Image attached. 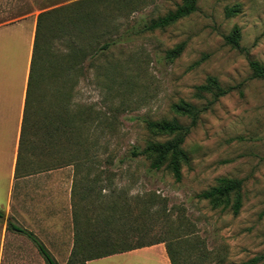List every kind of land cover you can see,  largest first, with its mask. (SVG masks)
Returning <instances> with one entry per match:
<instances>
[{
  "label": "rangeland",
  "instance_id": "rangeland-1",
  "mask_svg": "<svg viewBox=\"0 0 264 264\" xmlns=\"http://www.w3.org/2000/svg\"><path fill=\"white\" fill-rule=\"evenodd\" d=\"M76 1L24 0L23 8L40 13ZM122 1L117 0L124 4L110 20L119 32L137 34L93 64L85 61L84 70L82 59L71 90L73 110L83 109V137L94 144L88 156L83 151L78 175L70 168L73 183L83 176V227L93 223L87 218L114 212L109 208L114 201L115 211L119 208L123 216L120 233L136 235L122 238L126 246L159 238L176 264H264V80L253 77L249 67L250 60L264 66V0H196L195 13L139 34L151 20L175 11L182 0ZM234 8L238 12L228 16L227 10ZM234 28L240 34L238 48L225 41ZM178 47L180 54L170 58L169 52ZM107 61L117 67L110 75ZM209 79L231 89L213 104L211 92L198 91ZM62 86L58 83L55 90ZM180 102L205 110L181 145L187 161L181 163V180L176 182L165 166L154 171L150 159H129L134 147L171 139L148 131L145 120L190 124L188 117L171 109ZM22 154L21 160L38 165L30 150ZM110 155L111 165L105 163ZM94 177L100 182L85 194ZM220 178L241 181L237 215L232 202L214 208L197 198ZM15 191L14 183L9 197L7 188L0 191V264H45L27 237L6 229L7 221L17 224ZM51 254L59 264L68 257Z\"/></svg>",
  "mask_w": 264,
  "mask_h": 264
},
{
  "label": "trees",
  "instance_id": "trees-1",
  "mask_svg": "<svg viewBox=\"0 0 264 264\" xmlns=\"http://www.w3.org/2000/svg\"><path fill=\"white\" fill-rule=\"evenodd\" d=\"M123 4L119 5L117 0H79L42 11L37 15L19 143L20 160L23 151L30 150L38 160L48 158V164L46 161L42 162H45L43 165H48L50 169L72 166L74 172L77 171V175L78 171H81L79 168L83 166V151L88 156L87 151L93 150L94 144L83 137V109L73 110L76 105L71 102V90L81 70L82 59L84 70L85 61L91 60L93 64L92 62L99 58L110 55L123 43L130 42L131 34H137V32L129 33L128 30L119 32L117 25L110 20L117 13L115 9ZM126 5L128 4L122 8ZM196 11V0H182L175 11L151 20L138 31V34L164 29ZM237 12L236 8L228 9L227 15L232 16ZM239 37L238 28H234L230 35L225 37V41L232 47L238 48ZM180 51V47L170 51L169 57L176 58ZM89 52L90 55H88ZM106 64L108 75L116 71V64L113 66L109 61ZM249 67L253 77L264 80V66L250 60ZM105 78L108 79V77ZM60 82L64 86L55 90ZM230 90V88H220L213 79L207 80L206 85L198 87L199 92H211L213 98L210 104L228 94ZM171 109L175 114L188 117L190 124L183 126L176 121L151 122L145 120L143 123L148 131L156 135L170 136L171 139L164 143H147L144 149L134 147L131 153L133 157L131 156L129 160L136 157L150 159V170L158 171L165 166L175 181L179 182L181 180L180 165L187 161L186 153L181 145L205 108L199 109L188 103L180 102L172 105ZM94 155L92 158H95ZM39 156L41 158H38ZM105 163L111 165V155L105 159ZM32 165L31 162L30 170H32ZM75 181L72 188L74 247L67 264H85L90 259L165 242L158 238L126 246L122 238L136 235L131 232L125 235L120 233L118 227L123 216L119 213V208L115 211L114 201L109 207L114 212L106 213L93 220L87 218L93 223H88L85 229L83 208H80V204L83 203V192L81 196L83 176L78 180L79 183ZM88 182L85 194L90 193L93 184L96 185L100 181L98 177H94ZM240 189L241 181L220 178L215 186L198 194L197 198L206 200L214 208L232 202L230 208L232 213L237 215L241 207ZM142 216L141 211L136 219L139 220ZM3 217V212H0V219ZM6 229L27 237L45 264H58L33 233L10 221H7ZM165 246L171 264H176L170 249L166 244Z\"/></svg>",
  "mask_w": 264,
  "mask_h": 264
},
{
  "label": "crops",
  "instance_id": "crops-1",
  "mask_svg": "<svg viewBox=\"0 0 264 264\" xmlns=\"http://www.w3.org/2000/svg\"><path fill=\"white\" fill-rule=\"evenodd\" d=\"M23 1L0 0V13L4 14L0 18V191L7 188L9 197L10 187L15 184L16 226L33 233L50 253L67 254L64 263L67 264L74 247L72 166L50 169L40 159L38 165H32L33 172L29 167L31 161L19 159L25 95L39 14L38 10L25 12ZM26 24L29 30L25 29ZM82 192L81 188V196ZM11 209L12 206L7 211ZM3 246L4 242L2 250ZM85 264H171V260L165 244L159 243L90 259Z\"/></svg>",
  "mask_w": 264,
  "mask_h": 264
}]
</instances>
